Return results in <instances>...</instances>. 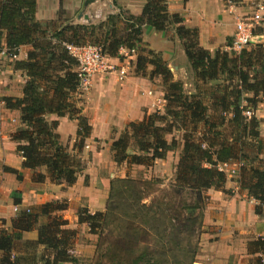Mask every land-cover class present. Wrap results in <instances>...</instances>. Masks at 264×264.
Masks as SVG:
<instances>
[{
	"label": "trees",
	"instance_id": "1",
	"mask_svg": "<svg viewBox=\"0 0 264 264\" xmlns=\"http://www.w3.org/2000/svg\"><path fill=\"white\" fill-rule=\"evenodd\" d=\"M113 2L115 5V0ZM35 14L36 0H0V45L4 40L5 48L11 54H17L23 46L30 47L26 59L14 63V68L26 77L22 97L3 98L2 102L7 110L19 113V125L10 138L18 143L16 150L23 159L22 168L33 173V182L44 181L46 176L37 172L44 168L52 183L70 187L83 168L80 153L91 127L74 99L79 86L78 63L67 46L95 45L108 57H117L122 48L138 47L142 42L143 27L160 33L173 27L190 64L197 90L194 94L185 93L180 82L172 81L164 61L154 51L138 53L135 73L145 76L147 67L151 66L150 77L160 76L163 80L164 113L149 114L139 123H130L121 138L111 144L115 162L149 166L150 162L164 160L168 152L178 148L174 139L168 143L166 137L175 131L183 132L175 167V185L178 191L188 190L190 200L184 202L181 211L165 206L170 212L169 221L192 222L190 217L202 207L205 193L210 189L229 194L225 190L227 177L218 170L222 164L242 163L237 178L239 186L260 205L264 204V140L259 136L256 119L245 115L257 107L259 96L264 95V47L244 49L239 54L218 50L212 55L200 47L196 28H187L179 15L168 14L165 0H146L138 16L119 9L98 25H66L61 9L55 21L40 23ZM227 44L229 46L231 42ZM211 83L219 86L217 90L206 87ZM247 93L253 97H246ZM205 99H209V107ZM209 110L213 113L209 114ZM51 115L77 122L73 153L60 144L55 132L57 121L47 120ZM130 140L131 146L141 155L127 153ZM136 185L135 180L120 179L112 181L110 186L109 202L114 205L121 201L132 210L126 213L124 223L113 222L112 219L117 218L114 217L116 207H108L110 205L104 212L90 214L86 209H80L78 213V223L86 224L91 235H101L106 226H119L121 237L117 245L108 243V253L117 246L127 251L132 249L142 240L140 231H146L143 224L149 226L152 223L150 216L158 213L151 212L153 205L142 204L143 196L138 194ZM67 209L66 201L44 203L28 212H19L10 229L0 227V264H75L76 259L70 252L77 230L67 229V222L59 215ZM185 211L189 213L183 219ZM256 211L259 212L258 207ZM167 212L162 211V215L166 217ZM147 216L149 223L144 220ZM137 217L143 220L140 231L133 226ZM42 219L45 223L39 225L38 221ZM166 227L165 224L160 229L159 225L154 226L157 234ZM171 227L177 229L175 225ZM33 231L36 232L35 239L23 238V234ZM170 238L168 242L172 243ZM251 244L256 247L255 253L264 250L262 239ZM159 246L164 253L158 256L159 261L153 262L146 250L132 251L130 264H165L163 257L168 249L169 258H177L178 264L180 255L189 257L188 264L194 263V248H183L179 253V248L174 245L173 254L170 246L168 249L163 244ZM117 264L122 263L117 261Z\"/></svg>",
	"mask_w": 264,
	"mask_h": 264
},
{
	"label": "crops",
	"instance_id": "2",
	"mask_svg": "<svg viewBox=\"0 0 264 264\" xmlns=\"http://www.w3.org/2000/svg\"><path fill=\"white\" fill-rule=\"evenodd\" d=\"M84 1L36 0V20L40 23L55 21L61 9L66 20L75 16V21L79 23L77 12H81ZM113 1L95 0L82 12L92 15H89L91 21L97 17L104 21L118 9L139 15L146 2L115 0L114 5ZM259 7H262L259 10L262 15L261 31L255 35L264 36V0H170L168 3L169 13L181 15L185 27L196 28L200 47L211 52L225 50L227 43L231 42L236 22L252 15ZM151 30L146 28L144 33L149 35L146 39L153 45L152 51L159 52L165 64L174 67L173 78H179L176 81L181 83L183 75L190 74L186 73L188 63L174 29L164 33ZM156 41L160 42V47L155 45ZM4 43L2 40L0 46L5 47ZM29 50V46L21 47L16 61L25 60ZM125 54L120 49L119 57H108L110 64L126 68L127 75L122 80L118 79L116 72L94 76L88 92L79 95L81 102L78 106L88 120L91 132L80 153L82 171L70 187L52 183L44 168L37 172L46 178L41 183H35L31 179L33 173L22 168L23 159L16 150L18 143L10 138L19 125V113L7 110L2 99L21 98L26 77L14 68L15 61L0 58V227L10 229L16 215L26 209L52 201H66L68 209L59 213L67 222L66 228H78L84 234L89 232L86 224L78 223V213L80 209H86L90 214L102 212L106 208L110 181L114 177L110 171V150L103 147L104 140L110 136L111 130L120 132L130 123L141 121L144 115L152 112V107L160 109L157 101L163 99V90L153 87L146 76H138L135 73V57L124 59ZM259 111L261 109L257 108L255 113ZM47 120L57 121L55 132L60 144L73 153L77 122L53 115ZM263 128L260 125L259 136L264 140ZM229 179L225 184L228 195L213 189L206 191L209 203L203 212L202 224L208 229L200 237L196 261L198 264H264V250L255 253L256 247L251 244L258 239L264 240V204L260 205L252 199L248 191L236 183L237 177ZM15 208L17 211H14ZM23 238L33 240L36 232L25 233ZM73 254L75 258L78 255L75 250Z\"/></svg>",
	"mask_w": 264,
	"mask_h": 264
},
{
	"label": "rangeland",
	"instance_id": "3",
	"mask_svg": "<svg viewBox=\"0 0 264 264\" xmlns=\"http://www.w3.org/2000/svg\"><path fill=\"white\" fill-rule=\"evenodd\" d=\"M165 1L167 3L168 14L173 15L172 13H169V11H168V3L170 0H165ZM86 9L87 8L82 7L81 12L85 11ZM81 12H77V13H81ZM82 13L85 14V13H87V11L82 12ZM129 14L134 15L133 13H129ZM89 15L90 14H88V16ZM177 15H179V14H177ZM90 16H92V15H90ZM134 16H138V15H134ZM179 16L181 17V15H179ZM61 17L66 20V18L63 15ZM80 20L81 21H79V23L82 25L83 24L84 25H88V24L98 25L102 22L98 19V17L96 19L93 18L92 21L89 20L88 23L83 22L84 21L83 19H80ZM68 21H71V22H69V24L70 23L78 24L75 21V16L72 17L71 19H68L66 22L68 23ZM182 21H184L183 18H182ZM146 28L147 27L142 28V32H143L142 42L138 45L137 48L131 49L133 53H130V54H131V56L135 57V63H136V57H137L138 53H141V51H144V53H146V51H152L153 45L151 46L148 42L149 40L146 39L147 37H149V35L147 36V33L146 32L144 33ZM171 28H173V27H170L168 30H170ZM151 31L156 32L153 29ZM260 31H261V27L256 26V28L253 29L252 33H253V35H255L256 33H259ZM155 45L159 46L161 44L159 41H156ZM167 45L168 44H163V46H167ZM227 47H229V46L227 45ZM254 47H264V44H258V45H250L249 44L245 49L251 50ZM123 50L125 51V53H127V50H129V49L124 48ZM218 50L221 51V49H216L212 52L210 51V53L213 55ZM222 51L228 52L227 50H224V49ZM154 53L160 55V57L162 58L161 54L159 52H157L156 50L154 51ZM228 53L230 54V52H228ZM105 56H107V55H105ZM118 57H119V52H118ZM124 59H127V58L124 57ZM113 66L116 67L117 65H113ZM147 69H148V73H146L145 76L147 78H149L148 80H150L152 86L156 87L157 89L161 88L163 90L164 88H163V84H162V82H163L162 78L160 76L150 77L149 72L152 69V67L148 66ZM186 73H189L190 75L189 76H187V74L183 75L184 79L182 80L181 85H182V87H185L184 88L185 93H187L189 95L194 94L197 89H196V86L194 85V79H193L192 71L187 70ZM108 74L109 73L100 74V75H96V76H106ZM170 74L172 77V81L177 82L179 78H177L176 79L177 81H176L173 78L171 71H170ZM118 79H119V77H118ZM91 83H92V79H91L90 86H89L88 90L91 87ZM206 87H208V89L217 90V88L219 86H216L215 83H211V84H208ZM88 90L85 91L84 93H87ZM84 93L78 92L76 94L74 99H75L77 105H79L81 102L79 95H83ZM245 96L246 97H253V95L250 93H247ZM259 100L260 101H259L257 107L249 114V116H247L249 118L254 117L256 119L257 124H258V128L260 127V125L264 126V95L259 96ZM205 101H206L207 106L209 107L210 106L209 99H205ZM243 105H245V103ZM164 107H165V101H164V99H161L160 109L157 110L154 107H152L153 109H151L152 112L150 114H153V113H161L162 114V113H164ZM257 108H260L261 111H259L258 113H255V110ZM208 113L211 114V113H213V111L209 110ZM146 115H144V117ZM226 117H228V116H226ZM141 121H139V122H141ZM127 127H128V125H127ZM125 129L121 130L120 132H113L111 130L110 136H108L104 140L103 147L106 146L107 150L108 149L110 150L111 144L114 141H117L119 138H121V136L125 132ZM263 131H264V128H263ZM116 133H117V135H116ZM183 135H184L183 132L175 131L170 136L166 137V140L168 141V143H171L172 139H174L177 143L178 148L168 152L166 154V157L164 160H156L154 162H150L149 166L134 165V164H130L128 162H123V163L118 164L115 162L114 153L110 150V155H111L110 160H111V167H112V169L110 171L113 173L114 177L110 181L109 191H110V186H111L112 181L120 180V179L135 180L137 182L135 189L137 190L139 195L143 196L142 204L147 205V206L153 205L154 207H153L151 212H158V213L152 214L150 216L152 219V223H150L149 226H147L145 223L143 224L144 229L146 230L145 232H143V230L140 231L141 222L143 221L142 218L139 219L137 217V219H134L136 225H133V226L135 227V230L138 229L141 232L140 236L142 234V240L139 241V243L136 244L129 251L124 250V248H122L120 246L111 248V251H109V253H108V249L106 250L108 243H113L114 245H117L116 243L119 241V237H121V236H119V234L122 232V230H119V226H116V225L111 226V227L106 226L102 229L101 235H99V236L91 235L89 232H86L84 234L77 228V236L75 239V244H74L73 250L70 252L72 255H74L73 251L74 250L77 251L78 255L75 258L76 259L75 264H117V261L119 263L121 261L122 264H130V259L132 256V255H130V253L132 251H137V253H139L143 250H146V252L149 253V257L152 258L153 262H157L160 260V258L158 256L164 255V253L162 252V250L159 246L160 244L165 245L167 249L169 248L168 246H170V252H172L173 254H175V252L171 251V249L173 248L174 245L177 248H179V253L183 248L184 249L194 248L196 251V256L193 259V262H194L193 264H195V262H196V264H198V261H196V257L199 253V250H200V246L198 245V243L200 241L201 235L204 234L205 230L208 229L207 227H204L202 224L203 223V212L205 210L207 203H209L208 197L206 196V199L204 200L202 207L200 209H196L193 212L194 215L190 217V219H193L192 222H190V221L185 222L184 220H181V219L177 222H174L173 221L174 219L172 221H169V217H171L169 214L170 212L169 211L167 212V210H166L167 208L165 209V206H166L169 208H174L176 211H181V207L184 204V202H186L187 200H190L189 191L183 190V189L181 191H178L176 189V185H175V169H176L175 167L177 165L179 153L181 151L180 145H181V140H182ZM131 144H132V142L130 140L129 149L127 150V153L128 154L141 155V153L139 151H137V149L134 146H131ZM219 166H218V170L225 173L227 180H230L229 177H231V178L237 177L238 178L239 170L242 167L241 166V167L237 168L238 171L234 172V174H231L230 166L225 167V168L219 167ZM235 181H237V180L235 179ZM236 183H238V182H236ZM114 187H116V185ZM108 195H109V193H108ZM205 195H206V193H205ZM108 198L109 197H107V200H106V204H107L106 207L108 205H110L108 207H111V208L116 207V210H114V212H115L114 217H117V218L112 219L113 222H119V223L126 222V220H127L126 213L127 212L131 213L132 210L129 208V206H127V204H125V203L121 204L120 203L121 201H118V203L116 201H114L116 203L113 205L112 201L109 202ZM107 201H108V203H107ZM151 203H153V204H151ZM104 211H106V208L102 212H104ZM162 211L167 212L166 217L164 215H162ZM188 213H189L188 211H185V213L184 212L182 213L183 219H185L188 216ZM147 218H148V216L146 218H144V220ZM147 222L149 223L148 219H147ZM41 223L44 224L45 219L38 221L39 225ZM162 224L167 225V227L165 228V230H161V232L159 234H157L154 226L159 225V229H160V228H162ZM171 225H175L177 227V229L171 227ZM169 237H171L170 238L171 242L172 243L175 242V244L168 242ZM160 241H162V243ZM166 242H168V243H166ZM41 250L42 249H40L39 252H42ZM168 250H166V255H165V257L166 256H168V257H166V258L163 257V259H165V264H178L177 258H175V259L169 258L170 254L167 253ZM105 256H107V257H105ZM116 257H118L119 260H115ZM108 258H110L111 261H109ZM178 259H179V264H188V262H189V257H183V255L178 256ZM140 264H143V263H140Z\"/></svg>",
	"mask_w": 264,
	"mask_h": 264
},
{
	"label": "built area",
	"instance_id": "4",
	"mask_svg": "<svg viewBox=\"0 0 264 264\" xmlns=\"http://www.w3.org/2000/svg\"><path fill=\"white\" fill-rule=\"evenodd\" d=\"M261 9L262 7H259L258 11H256L252 15L243 17L236 22L231 44L225 50L231 53L239 54L249 45V39L253 36V29L256 28V26H259L262 20V15L259 14V10ZM67 50L78 63L77 75L79 78V86L77 91L79 93H84L88 90L91 79L96 75L116 72L120 80H122L127 75L126 68H118L113 66V64H110V62L108 61V56H105L103 54L102 49L99 46H67ZM130 53H133L132 50H127V53L124 55V57L128 59L131 56ZM0 58H8L11 61H16L17 54H11L5 47H2L0 49ZM149 94H151V92ZM157 102L158 105H160L161 100L159 99ZM157 110H159L158 106ZM250 113L251 112H246L245 115L249 116ZM228 166H230L231 168V174H234V172L238 171L237 168L241 167L242 164L235 162L222 164L219 167L225 168ZM14 211H17L16 208L14 209ZM26 211L28 212L29 209H26Z\"/></svg>",
	"mask_w": 264,
	"mask_h": 264
},
{
	"label": "water",
	"instance_id": "5",
	"mask_svg": "<svg viewBox=\"0 0 264 264\" xmlns=\"http://www.w3.org/2000/svg\"><path fill=\"white\" fill-rule=\"evenodd\" d=\"M94 1H95V0H85L84 3H83L84 8H87V6H89L90 4H92ZM118 12H119V9H118V11H117L116 13H118ZM77 19H78V21H81L80 19H83L84 21H86L85 23H88L89 20H90L89 16H88L87 14H83L82 12L78 14ZM70 24H72V23H70ZM70 24H69V22L66 23V25H70ZM78 24H80V23H78ZM249 44H250V45L264 44V36L253 35V36L249 39ZM182 52H183V57H184V59H185L186 62L188 63V69H189L190 71H192V70H191V67H190V64H189V62H188V60H187V57H186V55H185V52H184L183 47H182ZM177 62L179 63V61H177ZM165 67L169 70V72L171 71V72L173 73V72L175 71V70H174V67H172L171 64H169V65L166 64Z\"/></svg>",
	"mask_w": 264,
	"mask_h": 264
}]
</instances>
